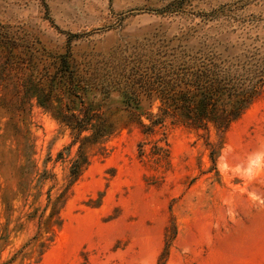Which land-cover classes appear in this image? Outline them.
Returning a JSON list of instances; mask_svg holds the SVG:
<instances>
[{"label":"rangeland","instance_id":"rangeland-1","mask_svg":"<svg viewBox=\"0 0 264 264\" xmlns=\"http://www.w3.org/2000/svg\"><path fill=\"white\" fill-rule=\"evenodd\" d=\"M257 64L264 0H0V264H264Z\"/></svg>","mask_w":264,"mask_h":264},{"label":"trees","instance_id":"trees-1","mask_svg":"<svg viewBox=\"0 0 264 264\" xmlns=\"http://www.w3.org/2000/svg\"><path fill=\"white\" fill-rule=\"evenodd\" d=\"M202 72V79L196 85L204 92L229 90L231 93L240 92V94L245 95L251 94L259 84L264 83V65L261 64H257L255 67L251 66L245 73L234 75L223 72L217 66L215 68H206ZM207 98L212 99V96H207ZM67 117L71 124L78 127H84L90 119L89 115L87 118L79 117L75 114Z\"/></svg>","mask_w":264,"mask_h":264}]
</instances>
